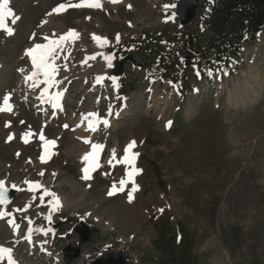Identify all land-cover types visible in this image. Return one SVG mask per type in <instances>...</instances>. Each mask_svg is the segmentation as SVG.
Segmentation results:
<instances>
[{
  "label": "rangeland",
  "instance_id": "1",
  "mask_svg": "<svg viewBox=\"0 0 264 264\" xmlns=\"http://www.w3.org/2000/svg\"><path fill=\"white\" fill-rule=\"evenodd\" d=\"M177 1L102 0V8L70 7L49 15L68 0H10L9 7L19 19L13 22L10 16L5 22L14 34L0 29V105L3 95L10 93L13 106L11 112H0V180L9 182L4 186H17L19 193L4 208L13 216L0 219V243L12 248L21 263L51 264L48 252L64 258L63 249L74 244L72 236L60 240L54 234L45 246H22L20 234L12 235L6 227L14 218L24 223L25 230L29 225L25 217L34 227L50 215L48 221L66 217L93 229L91 243L72 264H82L83 258V264H93L108 252L119 254L124 264H162L167 255L154 242L167 225L173 229L168 236L174 247L169 251L180 264H264V27L256 40L244 46L241 62L231 73L211 78L195 77L193 70L184 74L181 62L191 55L189 41L196 40L187 33L201 35L212 0H198L193 22L184 27L173 15L175 7L165 8ZM69 29L80 35L59 52L58 60L67 64L62 58L67 59L68 68L84 63L92 47L99 46L92 34L109 41L98 49L112 56L111 63L118 54L134 51L146 64L137 68L127 63L117 77L107 65L99 83L93 79V69L70 75L63 84L67 89L63 106L52 118L32 105L37 103L39 85L26 88L29 81H22L32 71L25 50L45 43L46 35L59 36ZM156 44L159 50L154 53ZM253 47L259 49L257 75L249 79L243 53ZM172 57L180 64L173 71L187 84L181 94L179 86L154 76L162 71L154 70L157 58L162 64ZM87 113H98L108 124L101 122L105 126L90 131L91 141L104 148L100 167L85 180L81 157L89 147L80 135L86 136V131L73 125ZM168 121L171 126L165 127ZM29 129L36 134L43 130L48 140L56 141L47 162L39 159L42 142L37 135L28 143L21 139ZM10 134L13 141L8 140ZM132 140L136 141L132 151L140 154L135 166L143 171L135 176L139 190L129 202L131 183L124 191L107 195L113 183L119 188L125 176V165L112 166L108 160L112 149L118 159L123 156ZM26 181H38L56 193L62 202L59 208L48 210L50 196L45 197V206L38 207L42 190L29 191ZM26 204H31L27 211H15ZM179 225L185 229L184 237L177 232ZM34 240L40 241L39 235Z\"/></svg>",
  "mask_w": 264,
  "mask_h": 264
},
{
  "label": "snow or ice",
  "instance_id": "2",
  "mask_svg": "<svg viewBox=\"0 0 264 264\" xmlns=\"http://www.w3.org/2000/svg\"><path fill=\"white\" fill-rule=\"evenodd\" d=\"M111 3H120L122 0H110ZM10 0H0V29H4L6 31V34L12 35L14 34V30L10 27H7L5 24V18L6 17H13V22L15 20H18L19 17L15 16L13 13V10L9 7ZM70 7H91V8H102V0H79L77 3H72L71 0H68L67 3H60L55 8L52 9V12L49 13V15L55 13L59 14L63 11H66ZM129 8H131V5H128ZM169 7H175V5H166L165 8ZM175 15V14H173ZM169 19L171 17H168ZM46 22V21H45ZM79 33L75 29H69L66 33H62L59 36H57L55 33L52 37L44 36V40L46 43H37L34 44L33 47L25 50V55L30 57L31 63L33 65V71L30 73L27 77V81H35L33 83V87L38 86L39 83H43L47 85L43 89L42 97L44 95H48L49 88L53 87L56 83H58L55 80V75L57 74L58 66L55 64V60L59 58V52L64 50V47L68 43L75 42V40L79 39ZM35 34H33L34 38ZM92 39L94 42H96L99 46L103 47L109 43L106 37H100L96 34H92ZM117 42H119V34H117ZM96 55H102L103 58L108 62V66L111 67V55H103L102 53H97L95 55H92L88 57V59H95ZM85 63L87 61H84ZM21 71H23L21 69ZM208 74L211 75V71H208ZM43 76V80H39L40 76ZM199 75V73H197ZM103 77H97V83L102 82ZM115 82L116 78H112ZM62 96L61 92H56L52 95H48V99L53 102L54 106H59L57 101ZM10 97L11 94H4L3 95V103L0 105V112H11L12 111V105L10 104ZM88 122V128L95 131L96 126L99 122H103L105 125H107L108 121L107 119L101 120L98 113H87L82 116L81 122L84 121ZM23 123V121L21 122ZM171 121H168L165 125V127L171 126ZM6 127L10 126V122H6ZM79 126V125H78ZM65 127H68V125H65ZM33 135H37L38 139L42 142L41 148H42V154L39 157L42 163L47 162L46 157L50 158V147H54L56 144V141L54 140H48L44 134L43 130L39 134L33 133L31 129H29L27 132L23 133L21 135V139L25 142H29V138ZM14 136L10 134L8 136V140H12ZM85 143H89L91 146V150L89 152L84 153V155L81 157L82 161L85 162V167L82 169V172L84 175L82 176V179L88 180L91 179L90 173L92 171H95L97 168L100 167L99 164V156L102 152L104 145L93 143L90 139H84ZM136 146V141L132 140L129 141V143L124 148V155L117 158L116 149H112L110 159L108 160V163L112 166H115L116 164H123L125 165V176L122 177L119 181V188H117L116 183H113L111 188L109 189L107 195L112 196L116 194L119 191H124L125 187L131 183V188L128 191V199L129 202H131L134 198V193L139 190V185L135 182V176L142 173V169H139L135 166V162L139 157L138 152H133L132 149ZM40 175H43V172L40 173ZM26 183L29 185L28 190L29 191H40L39 200L40 203H45V197L50 196L51 200L47 201L49 205H51L50 211H55L60 206L59 197L56 195V193L52 192L51 190L44 188L43 185H41L38 181H26ZM13 187H16L13 185ZM6 189L4 187V181L0 180V204H6L8 201L5 196ZM37 197L34 195L33 200H35ZM31 207V204H26L24 209H16L15 211H27V208ZM161 212H163V209H160ZM12 217L13 214L11 212L7 211H0V218ZM26 220H28L29 223V229L24 237V239L31 240V234H32V227L31 224L33 223L28 217H25ZM46 219L50 220L51 216H47ZM9 224L12 226L13 231L19 230V225L15 223V219L11 218L9 219ZM35 231L38 232H44L47 234V231H51V229L45 230L44 228H36ZM13 249L10 247H7L3 244H0V261L7 260V264H18V262L14 259L12 255Z\"/></svg>",
  "mask_w": 264,
  "mask_h": 264
},
{
  "label": "trees",
  "instance_id": "3",
  "mask_svg": "<svg viewBox=\"0 0 264 264\" xmlns=\"http://www.w3.org/2000/svg\"><path fill=\"white\" fill-rule=\"evenodd\" d=\"M263 27L264 0H213L209 20L203 26L201 35L197 32L187 33L188 37L196 40L189 41L188 52L191 55L189 65L184 67L183 73L191 71L194 64L198 72L207 78L216 71H232L241 61L243 46L255 40ZM154 47L153 52H158L159 46L156 44ZM177 61L174 57L162 64L157 61L162 70L161 75L172 84L182 83L181 75L173 71L178 66ZM209 70L211 75L208 74ZM183 82L184 84L179 85L186 87L184 79ZM172 230L169 225L163 226L154 242L167 255V260L162 261V264H180V260L177 261L179 257L172 258L169 251L174 247L172 238L168 236ZM177 232L181 237L185 236L183 226L179 225Z\"/></svg>",
  "mask_w": 264,
  "mask_h": 264
},
{
  "label": "bare ground",
  "instance_id": "4",
  "mask_svg": "<svg viewBox=\"0 0 264 264\" xmlns=\"http://www.w3.org/2000/svg\"><path fill=\"white\" fill-rule=\"evenodd\" d=\"M107 1H110V0H107ZM49 16V15H48ZM53 17V16H52ZM51 19V18H50ZM50 19H48V20H50ZM44 25H49V24H47V21L46 22H44ZM264 33V32H263ZM98 47L99 46H97V45H95V46H93L92 47V50H91V52H89V53H87V55H85L86 57H85V61H87L86 63L84 62V63H81L80 65H78V66H76V67H74V68H72L71 67V65L69 66V68H68V61H67V59H63L62 58V61L63 62H65V63H67V64H61V61H59L58 59H56L55 60V64L58 66V69H57V74L55 75V80L58 82V83H56L53 87H51V88H49V91H48V95H52V94H54V93H56V92H60L61 90H63V84H65L66 83V81L69 79V77H70V75L71 76H74L73 74H76V75H82L83 73H88L90 70H94L95 71V74H96V77H103L104 78V74H105V70H106V68H107V65H108V62L103 58V56L102 55H96V58L95 59H88V57H90V56H92V55H95V54H97V53H102L103 55H107L104 51H100L99 49H98ZM258 48H251V49H246L245 51H244V55H243V59H244V61H245V67H246V71H247V73L245 74V77L246 78H249V79H254V77L257 75V68H256V66H255V64H256V56H257V52H258ZM63 54V53H62ZM65 54V53H64ZM63 54V55H64ZM62 55V56H63ZM64 56H67V55H64ZM60 58H61V56H60ZM68 58V57H67ZM30 61V60H29ZM60 66H62V68L60 67ZM68 68V69H67ZM76 77V76H75ZM39 80H43L42 79V75L39 77ZM22 81H24L25 83L26 82H28L27 80H26V77L24 78L23 77V79H22ZM35 81H29L28 83L29 84H27V87L26 88H31V86L33 85V83H34ZM40 85V91H41V87L43 86V83H40L39 84ZM38 95H40V93H38ZM65 96V93L62 95V97L60 98V102H59V106H56V108H55V111L54 112H52V111H50V117H52V118H54V117H56V115L58 114V112H59V110L62 108V106H63V99L65 98L64 97ZM3 101V100H2ZM36 101H37V99H36ZM194 102V101H193ZM193 102L192 103H190V107H192L193 106ZM3 103V102H2ZM1 103V104H2ZM32 105H34L35 107H38V105H37V103L36 104H34V103H32ZM189 107V108H190ZM190 110V109H189ZM41 110L39 109V107L37 108V112H40ZM73 119V118H72ZM72 119H70V120H72ZM79 125V126H78ZM74 127H75V129H77L78 131H86V136H84V135H80V133L79 132H77L78 133V135H80V137L81 138H83V141H84V139H90V140H92L91 139V134H90V131H93V130H91V129H87L86 127H85V125H82L81 124V122H79L77 119H75L74 120V125H73ZM99 127L97 126L96 127V130L98 129ZM95 130V131H96ZM84 136V137H83ZM14 139V138H13ZM13 139H12V141H13ZM92 142V141H91ZM10 143V142H9ZM85 143V142H84ZM93 143H96V142H93ZM86 144H88V146L87 147H89V150L87 151V152H89L90 150H91V146H90V144L89 143H86ZM88 149V148H87ZM4 181V180H3ZM6 183H9V182H6V180H5V183H4V185L6 184ZM17 187V186H16ZM59 201H60V204L62 203L61 202V198H59ZM8 221H9V219H8ZM7 221V222H8ZM8 225H10L9 224V222H8ZM43 246H45V245H43ZM42 251H43V249H42Z\"/></svg>",
  "mask_w": 264,
  "mask_h": 264
},
{
  "label": "water",
  "instance_id": "5",
  "mask_svg": "<svg viewBox=\"0 0 264 264\" xmlns=\"http://www.w3.org/2000/svg\"><path fill=\"white\" fill-rule=\"evenodd\" d=\"M198 7V0H180L175 7V14L178 17L179 23L181 25H186L192 21L195 16L196 9ZM131 62L135 63L136 66L141 67L145 64L144 61H141L139 55L135 52H128L124 55H119L116 59V62L113 64L114 73L118 74L122 71L125 63ZM19 190L17 188H7L6 189V199L7 203L2 205L9 204L18 194ZM57 223H49L47 225V230L51 229V231H47L49 233H54L57 230ZM75 232L79 235L80 242L86 243L89 241L91 237L90 227L83 221L77 223L74 227ZM65 258L74 255L77 253L76 250L67 248L63 250ZM93 264H124L120 255L114 252L108 253L102 257H100Z\"/></svg>",
  "mask_w": 264,
  "mask_h": 264
},
{
  "label": "built area",
  "instance_id": "6",
  "mask_svg": "<svg viewBox=\"0 0 264 264\" xmlns=\"http://www.w3.org/2000/svg\"><path fill=\"white\" fill-rule=\"evenodd\" d=\"M74 241H76V240L74 239Z\"/></svg>",
  "mask_w": 264,
  "mask_h": 264
}]
</instances>
